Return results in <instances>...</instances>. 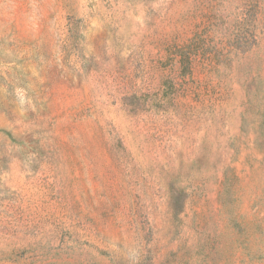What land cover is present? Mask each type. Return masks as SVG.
I'll return each instance as SVG.
<instances>
[{"label": "rangeland", "instance_id": "obj_1", "mask_svg": "<svg viewBox=\"0 0 264 264\" xmlns=\"http://www.w3.org/2000/svg\"><path fill=\"white\" fill-rule=\"evenodd\" d=\"M0 264H264V0H0Z\"/></svg>", "mask_w": 264, "mask_h": 264}]
</instances>
